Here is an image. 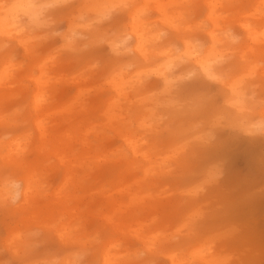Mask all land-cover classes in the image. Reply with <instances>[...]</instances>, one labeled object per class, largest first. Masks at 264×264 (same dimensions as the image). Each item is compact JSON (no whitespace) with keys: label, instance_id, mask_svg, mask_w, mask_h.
Wrapping results in <instances>:
<instances>
[{"label":"rangeland","instance_id":"obj_1","mask_svg":"<svg viewBox=\"0 0 264 264\" xmlns=\"http://www.w3.org/2000/svg\"><path fill=\"white\" fill-rule=\"evenodd\" d=\"M158 1L160 14L172 17L170 0ZM227 1L222 3L226 10H231L223 18L232 24L233 14L240 13L241 16L245 10L242 2ZM46 2L37 0L36 4L41 6ZM192 2V6H187L186 22L196 27L204 11L196 9L199 0ZM60 5L63 6L44 8L50 10L45 22L63 19L65 22L57 30L65 33L70 25L76 30L85 25L96 27L102 40L92 52L104 56L109 63L116 58L109 53L105 42L125 31L128 25L125 11L108 0H71V5ZM247 14L251 18L253 15L259 17L251 12ZM159 17L156 10L147 7L140 21L159 29ZM175 28H179V23ZM165 29L167 27L162 30ZM49 32V27L32 32L24 46L11 39L0 41V143L4 148L12 141L20 143L19 149L24 150L20 153L23 155L21 160L29 164L38 160L31 149L44 143L49 145L50 151L52 137L66 128L67 118L63 114L75 110L92 111L87 107H96L98 100H115L104 77L108 67L101 76L97 74L96 63L68 59L61 51V37L48 39ZM235 32L241 34L238 28ZM162 35L163 41H173L171 48L180 50L171 30L163 31ZM127 38L129 43L133 42L132 38ZM261 59L259 67L264 70V56ZM119 60L127 62L126 58ZM124 71L128 74L126 69ZM177 72L178 69L173 71L174 74ZM150 76L144 78L137 93L126 87L121 89H124V97L139 100V103H142V97L147 99V94L150 97L145 104L147 120L158 119L161 126L168 112L167 103L176 101L174 89L177 84H172L167 92L159 89L158 95L151 90L158 80ZM192 142L191 139L179 140L183 148L175 154L177 164L172 163L165 174L153 178L157 188H151L150 194L156 193L143 203L135 201L129 194L121 195V189L126 186L120 184L118 188L112 184L116 177L112 166H108L107 178L103 181L98 178L97 171L89 178L83 175L80 190L67 204L79 213L72 226L78 232L63 239L45 232L47 222L53 227L49 205L54 192L62 190L63 197L71 189L61 173L48 171L55 165L50 160L42 165L45 176L40 188L36 190L31 183L35 198L29 199L18 214L0 210V259L16 258L18 242L27 229L35 233L30 235L34 258L66 260L72 264L82 249H88L100 262L102 250H109L108 243L113 244L110 251L119 249L127 253L125 259L120 262L110 260L109 264H123L133 254L145 253L149 248L155 250L154 257L163 260L164 264H171L169 259L176 257L175 264H232L241 256L257 262L264 260V139L225 138L215 149L202 154L195 168L188 169L178 161L189 151ZM119 145L112 134H104L102 146L106 150L110 146L116 149ZM4 154L5 150H1V157ZM221 172L225 174L224 179L216 183ZM172 173L175 174L172 176ZM135 174L138 179L142 177L138 171ZM101 187L105 188L103 193H99ZM129 191L133 192L131 188ZM38 210L43 214L35 220ZM65 217L61 219L63 223L68 222Z\"/></svg>","mask_w":264,"mask_h":264},{"label":"bare ground","instance_id":"obj_2","mask_svg":"<svg viewBox=\"0 0 264 264\" xmlns=\"http://www.w3.org/2000/svg\"><path fill=\"white\" fill-rule=\"evenodd\" d=\"M36 1L27 0L35 5L30 9V13L39 22L44 23L45 18L49 17L50 10L40 8V4L37 5ZM46 1V4L65 3V0ZM108 1L126 12L128 24L123 33L105 42L109 53L112 57H116L108 64L109 70H107L112 72L106 71L104 74L106 86L114 93L115 100H98L96 107H87L93 109L92 111L75 110L63 114L67 118L66 128L52 137L50 151L49 145L44 143L34 150L31 149L38 157L34 163L29 164L21 160L23 155L20 153L23 149H19L20 143L12 141L6 148L0 143V160L7 159L8 164L16 170L29 171L26 174L36 190L40 188L41 179L45 176L42 165L48 164L50 160H53L55 165L48 171L55 174L61 173L63 180L69 183L71 189H68L70 191L68 195L62 197V190H60L55 191L51 197L49 209L53 227H49L50 222H47L48 228H45L46 233L54 234L60 239L78 232L73 230L72 226L79 217V213L75 208H69L67 204L72 202L73 194L80 190L83 175L89 178L92 172L97 171L98 178L103 181L107 178L105 176L108 166H112L111 169L116 170V177L112 184L118 188L120 184L126 186L121 189V195L129 194L135 198V201L143 203L144 199L153 197L152 195L156 193L150 194L151 188H157L153 178L165 174L168 170L167 166L171 167L172 163L177 164L175 154L183 148L179 143L180 139L172 140L167 134H152L153 130L159 126L160 120L153 117L147 120L145 104L150 97L146 94L147 99L142 97V103H139V100L133 101L124 97V89L121 87L137 93L145 81L144 78L151 75L150 77L158 80L151 90L159 95V89L167 92L172 84L191 79L196 73L202 74L209 82L214 83L221 78L219 72H227L230 89L241 90L264 83V70L259 67V62L264 56V2L262 0H229L242 2V8L245 10L244 15L233 14L232 24L223 18L231 10H226L224 0H199L196 9L198 12L204 11V16L201 19L199 15V24H196V27L195 24L186 22L187 6H192L191 4L194 3L192 0H170L173 14L172 17L167 18L160 14L158 0ZM147 7L156 10L160 15L159 29L151 28L148 22L140 21ZM248 12L259 15L260 21L255 15L251 18ZM176 23H179V28H175ZM85 26H80V30L74 27H71V30L68 28L66 35L61 37L63 45L71 44L82 35L91 34L96 35L98 45L102 38L95 30L96 27ZM163 27H167L165 30L172 31L179 43V51L171 48L174 45L172 40L163 41L162 33L165 31L162 30ZM236 28L241 34L235 32ZM35 31L6 26L0 29V41L5 42L11 39L24 46L29 35ZM239 36L242 37L240 41ZM127 37L132 38L133 42L129 43ZM121 58H126L127 62L121 63L119 60ZM125 69L128 74H125ZM175 69H178V72L174 74ZM175 104L176 101H170L165 107L166 110L168 111ZM105 133L112 134L120 142L118 148L114 149L110 146L106 150L107 148L102 146ZM197 138V130L193 128L183 140L194 141ZM1 150H5L4 157H1ZM47 150L48 153H46ZM27 164H29L28 168ZM137 171L142 175L139 179L135 174ZM174 174L172 173V176ZM130 188L133 192L129 191ZM104 189L101 187L99 193H103ZM22 208L8 211L18 214ZM42 214L43 212L38 210L34 219L36 220ZM64 216L68 220L67 223L61 221ZM34 219L32 222L35 221ZM107 245L109 250H102L100 264H109L110 260L120 262L125 259L126 252L119 249L110 251L113 244ZM145 253L148 256H154L155 250L149 248ZM176 259L177 257L169 261L175 264Z\"/></svg>","mask_w":264,"mask_h":264},{"label":"clouds","instance_id":"obj_3","mask_svg":"<svg viewBox=\"0 0 264 264\" xmlns=\"http://www.w3.org/2000/svg\"><path fill=\"white\" fill-rule=\"evenodd\" d=\"M65 3L71 5V0H65ZM58 6L63 5L45 4L40 7ZM33 7L35 5L27 0H0V29L12 26L35 31L41 27H49L48 39L66 35L57 30L65 22L63 19L41 23L31 15L30 9ZM96 40L95 34L82 35L79 41L61 45V51L68 59H84L85 63H96L99 69L97 74L102 76L109 62L104 56L92 52L97 46ZM219 73L221 78L214 83L200 73L193 75L190 80L179 82L174 89L176 104L169 108L163 124L152 133L167 134L172 140H179L187 138L195 128L198 138L178 161L188 169L195 168L201 155L215 149L225 138L264 139V83L241 90L230 89L227 72ZM224 175L223 172L219 173L215 182L220 183ZM208 190H205V194ZM32 198H35V192L30 177L12 168L7 159L0 160V210L22 208ZM34 234L25 229L16 248V258L0 259V264H72L66 260L34 258L30 241V235ZM77 255L75 264H100L88 249H82ZM123 264H164V261L142 253L133 254ZM232 264H264V260L257 262L241 256L234 259Z\"/></svg>","mask_w":264,"mask_h":264}]
</instances>
